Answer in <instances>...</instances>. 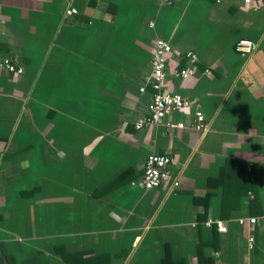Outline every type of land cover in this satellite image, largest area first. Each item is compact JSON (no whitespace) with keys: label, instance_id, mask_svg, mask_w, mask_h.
<instances>
[{"label":"crops","instance_id":"1","mask_svg":"<svg viewBox=\"0 0 264 264\" xmlns=\"http://www.w3.org/2000/svg\"><path fill=\"white\" fill-rule=\"evenodd\" d=\"M244 38L257 45L248 58L235 51ZM157 39L173 48L165 89L201 105L207 132L166 126L189 127L194 108L136 128L151 104L152 90L140 88ZM5 58L14 60V72L2 68ZM190 67V79L176 76ZM155 153L174 159L171 178L146 191L144 165ZM263 154L264 2L0 0L5 264L34 253L47 264H200L197 248L213 241L216 228L219 251L204 249L209 264H264V220L239 224L264 214H251L245 197L223 215L222 188L209 186L227 159L240 160L252 174L250 199L264 207ZM207 193L202 217L194 198ZM60 245L70 263L56 253Z\"/></svg>","mask_w":264,"mask_h":264},{"label":"built area","instance_id":"2","mask_svg":"<svg viewBox=\"0 0 264 264\" xmlns=\"http://www.w3.org/2000/svg\"><path fill=\"white\" fill-rule=\"evenodd\" d=\"M162 3H169L172 0H158ZM247 5H252L257 2H264V0H242ZM77 13V10L70 9L67 11L68 15ZM151 26H154L152 23ZM257 45L250 39H240L236 46V52L242 58H248L254 54ZM173 48L171 44L163 39H157L154 45L153 57L151 60V73L147 77L144 85L140 88L141 93L147 92V89L152 90L151 104L148 109V114L139 118L135 125L138 130H142L148 126L162 125L174 113L183 112L187 109L194 108L195 119L189 127L185 123L180 122L177 125L172 121L166 122L168 127H178L180 129L190 128L197 132H207L208 124L200 104H192L187 98L181 94L172 93L165 89L169 78V56L172 54ZM188 58L191 63L196 62L197 56L194 53H189ZM2 68L7 71H15V62L11 58L3 59L1 63ZM208 72V71H207ZM195 75L192 67L176 71V76L184 80L190 79ZM262 162L264 164V154L262 155ZM174 165V159L167 154H152L150 155L144 165V174L141 179V184L146 191L161 189L168 184L171 178V167ZM180 186L178 180L173 182L172 189H177ZM264 220L262 217H248L239 220L240 225L248 224L250 226L257 225ZM213 221L210 220L207 226H212ZM222 229V228H221ZM255 244L254 237L249 238V248L252 249Z\"/></svg>","mask_w":264,"mask_h":264},{"label":"trees","instance_id":"3","mask_svg":"<svg viewBox=\"0 0 264 264\" xmlns=\"http://www.w3.org/2000/svg\"><path fill=\"white\" fill-rule=\"evenodd\" d=\"M127 173H124L123 178ZM219 186L222 188V214L229 215L231 211H235L239 209V204L241 201L247 197L250 208L251 214H258L262 216L264 214V207L260 204L257 200L253 198L250 199L253 193V180L252 174L248 172L247 167L245 164L236 159H227L225 165L222 167L220 177L209 181V186ZM210 198L211 194L207 193L204 196H196L194 198V203L197 204L199 207H203L204 212L202 217H206L209 207H210ZM216 228V227H215ZM214 239L209 244L201 242L197 248V254L199 257L200 264H209L213 261L212 258H209L204 255V249L208 245H212L217 251H219V234L217 228L214 230ZM256 245V240L254 247L251 249L253 250ZM55 251L57 254L63 257L65 263H70V259L72 255L66 250V248L62 245L56 246ZM8 263L12 260L10 256L7 257ZM35 262V264H47L41 260V253H34L28 260H25L21 264H31ZM209 262V263H208ZM0 264H5V261L2 257H0ZM34 264V263H33ZM70 264H79V261H71Z\"/></svg>","mask_w":264,"mask_h":264},{"label":"rangeland","instance_id":"4","mask_svg":"<svg viewBox=\"0 0 264 264\" xmlns=\"http://www.w3.org/2000/svg\"><path fill=\"white\" fill-rule=\"evenodd\" d=\"M236 51V50H235ZM261 162H262V158H261Z\"/></svg>","mask_w":264,"mask_h":264}]
</instances>
